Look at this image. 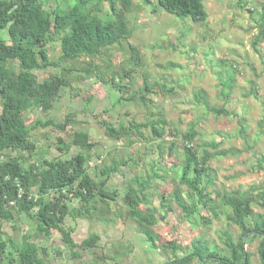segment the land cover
Masks as SVG:
<instances>
[{
	"label": "rangeland",
	"instance_id": "374dc122",
	"mask_svg": "<svg viewBox=\"0 0 264 264\" xmlns=\"http://www.w3.org/2000/svg\"><path fill=\"white\" fill-rule=\"evenodd\" d=\"M115 2L119 10L122 0ZM130 2L131 10L125 16L129 31L127 40L105 49L95 59L89 60L85 55L76 60L63 59L59 43L47 42L48 64L43 71H35L34 76L38 82L65 77L69 85L59 89L48 113L32 109L23 114V119L30 129L29 141L35 146L33 158L37 160L72 158L79 152L78 149L72 147L66 152L63 145L69 143L75 130L88 132L96 146L90 154L86 170L96 181L104 178L100 171L111 165L113 157L140 158L144 164H149L151 160L160 163V168L165 170L159 175L164 179L155 180L147 192L149 204L156 211L157 225L153 228L156 245L172 241L182 249L174 257L170 251L151 248L137 230V224L123 217L121 199L126 181L134 174L126 167L120 168L107 183V190L117 193V202L109 208L107 222L98 219L97 215H92L91 219H65L64 227L72 231L76 244L91 235L98 236L95 249H74L72 252L77 255L76 258L62 244L56 232L49 239L38 238L25 218L16 222L14 233L10 223L4 224L6 241L10 238L14 245L20 246L22 236L31 239L39 250H45L46 264H171L175 258L187 254L196 241L223 248V232L228 231L233 238H237L239 228L227 226L226 213L217 204L211 210L201 212V222L198 219L185 220L172 203L161 208L159 195L169 201L174 189V174L169 172V168H175L176 158L179 159V153H168L162 142L177 141L181 145L180 139L171 137L170 130L183 133L189 125H194L198 136L189 144L194 149L203 143H219L220 150L239 152L234 157L215 158L210 162L216 172L213 187L217 191L264 186V65L252 48V42L259 33L257 22L261 8L256 6L259 0H203L208 16L203 25H195L186 18L171 17L160 10L154 13L155 3L142 7L141 0ZM72 3L73 0L50 1L45 8L51 11L56 7H71ZM221 11H227L231 17L227 20L215 18V14ZM101 12L103 15L109 12L106 3L101 4ZM7 40V32H0V41L7 43ZM130 47L137 52L136 55L131 53ZM256 49L264 58V42ZM88 60L98 68L97 74H101L103 79L115 76L114 84L119 82L118 75L127 72L130 75L123 83L134 91L142 86L144 80L165 87L166 91L152 87L151 93L145 94L152 103L150 112L161 111L165 117L167 125L162 140H156L149 128L141 130L142 137L132 133L130 146L122 141L113 142L104 135L100 125L103 122L127 126L133 120L139 125L152 120L147 118L150 112L139 103L119 102V94L113 87L99 82L96 73L87 80L80 79L84 77L81 72L66 74L68 70L83 71ZM227 73L233 76L234 87L230 99L225 102L219 98V90ZM196 95L201 97L199 102L195 100ZM222 106L231 113L229 117H217L211 112ZM68 115L72 116L71 123L64 131L52 126L33 127L36 122L47 121L61 125ZM242 121L244 123L240 125ZM241 127L245 130L243 135H239ZM158 144H162L161 157L156 151ZM209 152L213 151L210 149ZM21 155L27 158L26 154ZM140 167L145 170V166ZM208 192L212 194V188ZM78 206L76 201L68 204L70 210ZM253 212L262 213L258 207H254ZM245 241L244 249L250 255L251 263L260 264L257 255L259 240L247 237ZM11 245L8 243L7 250L14 255ZM39 256L42 258V254Z\"/></svg>",
	"mask_w": 264,
	"mask_h": 264
},
{
	"label": "trees",
	"instance_id": "16d2710c",
	"mask_svg": "<svg viewBox=\"0 0 264 264\" xmlns=\"http://www.w3.org/2000/svg\"><path fill=\"white\" fill-rule=\"evenodd\" d=\"M50 1L56 0H0V32L5 30L8 36L7 43L0 41V264H46L45 250H39L31 239L22 236L20 246L14 245L10 238L8 241L4 239V224L10 223L14 233L19 218H25L31 223L38 238L49 239L56 232L74 258L77 255L72 251L76 248L83 251L95 249L98 236L91 235L76 244L72 239V231L64 227L65 219H91L92 215H97L98 219L107 222L109 208L117 202V193L109 192L107 183L120 168L126 167L134 174L126 181L121 199L123 217L137 224V230L151 248L170 251L176 257L182 247L172 241L156 245L153 231L157 225L156 211L149 204L147 192L155 180L164 179L159 175L165 170L160 168V163L151 160L149 164H144L140 158L113 157L111 165L100 171L104 178L96 181L86 170L96 145L89 138L88 132L80 129L75 130L69 143L63 145L66 152L72 147L78 149L79 152L72 158H33L35 146L29 141L30 129L25 124L23 114L32 109L48 113L59 89L69 85L65 77L51 82H38L34 76L35 71H43L48 64L45 51L47 42L59 43L63 59L76 60L81 55L87 56L89 60L95 59L105 49L127 40L129 31L125 16L132 7L130 0H122L119 10L115 0H97L95 3L94 0H73L71 7H56L49 11L45 6ZM141 2L142 7L155 3L154 13L160 10L171 17L189 19L195 25L205 24L208 18L201 0ZM102 3L109 7L105 15L101 12ZM260 6L261 14L257 22L259 33L252 42V48L264 65V58L256 49L258 44L264 42V2ZM130 51L133 55L137 53L132 47ZM89 60L85 62L86 68L83 71L68 70L66 74L81 72L84 77L80 79L87 80L96 73L99 82L113 87L119 94V102L139 103L150 112L152 103L146 99L145 94H150L152 87L166 91L164 86L150 84L148 80H144L142 86L134 91L131 86L123 83L130 75L127 72L118 75L119 82L114 84L115 76L103 79L101 74H97L98 68ZM233 87L234 78L227 73L226 79L220 83L219 98L227 102ZM195 100L199 102L201 97L196 95ZM211 112L217 117L231 115L223 106ZM71 117L68 115L61 125L47 121L36 122L33 127L52 126L64 131L70 125ZM147 118L152 120L151 123L139 125L133 120L127 126H113L104 122L100 125L107 138L113 142L122 141L128 146L132 145L131 138L134 135L142 137L141 130L148 128L156 140H162L167 125L164 115L156 110L150 112ZM194 129V125H189L183 133L170 130L171 137L180 139L181 145L177 141L162 142L168 153H179V159L176 158L175 168H169V172L174 174V189L169 201L159 195L161 208L172 203L185 220L198 219L201 222V212L211 210L217 204L226 213L227 226L238 227L240 234L235 239L230 232H223V248L196 241L187 254L175 258L171 264H252L250 255L244 249L247 237L259 240L257 255L260 264H264V186L217 191L213 187L217 179L216 172L210 162L215 158L234 157L239 152L220 150L219 143H203L194 149L189 145L198 136ZM244 131L241 127L239 135H243ZM156 146L161 157L162 144ZM210 149L213 152H209ZM21 154H26L27 158ZM141 165L145 166L144 171ZM209 188H212V194L208 192ZM73 201L78 202L79 206L70 210L68 204ZM254 207H258L262 213L255 214ZM8 243L12 244L14 255L7 250Z\"/></svg>",
	"mask_w": 264,
	"mask_h": 264
},
{
	"label": "crops",
	"instance_id": "0c3cea01",
	"mask_svg": "<svg viewBox=\"0 0 264 264\" xmlns=\"http://www.w3.org/2000/svg\"><path fill=\"white\" fill-rule=\"evenodd\" d=\"M201 1H203V0H201ZM261 3H262V0H259V2L256 3L257 4L256 6H260ZM257 8H261V6L257 7ZM215 15H216L215 18L220 19V20H223V18L227 20V19H229L231 17L230 14L229 15L227 14V11L226 12L225 11L224 12L221 11V12H218L217 14H215Z\"/></svg>",
	"mask_w": 264,
	"mask_h": 264
}]
</instances>
